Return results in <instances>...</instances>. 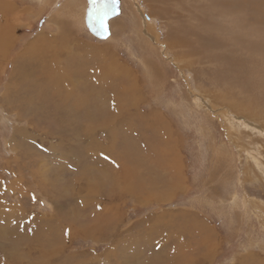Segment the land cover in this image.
Instances as JSON below:
<instances>
[{"label": "rangeland", "instance_id": "374dc122", "mask_svg": "<svg viewBox=\"0 0 264 264\" xmlns=\"http://www.w3.org/2000/svg\"><path fill=\"white\" fill-rule=\"evenodd\" d=\"M1 1L0 264H264V0Z\"/></svg>", "mask_w": 264, "mask_h": 264}, {"label": "bare ground", "instance_id": "6f19581e", "mask_svg": "<svg viewBox=\"0 0 264 264\" xmlns=\"http://www.w3.org/2000/svg\"><path fill=\"white\" fill-rule=\"evenodd\" d=\"M18 1V0H17ZM43 1V0H42ZM49 1V0H48ZM133 0H128V2H130L132 5H133V2H132ZM210 1H212V5L214 6V7H218L221 11H219V13H221V12H227V14H231V12H233V10L235 9V7H238V8H240V9H242V10H246L247 11V9L250 7V6H239L236 2H232V0H226L228 3H225L224 5L225 6H222L220 3H221V1L222 0H210ZM12 2H15V0H13ZM262 2V1H261ZM42 3V2H41ZM263 3V2H262ZM47 4V3H46ZM80 5L79 6H84V3H79ZM123 5H124V3H123ZM128 5V4H127ZM131 5V6H132ZM231 5H233V6H231ZM0 6H13L12 5V3H11V1L10 2H7V1H5V2H2L1 0H0ZM40 6H43V5H40ZM125 6V5H124ZM2 9H3V7H2ZM137 10H138V8H136ZM16 10V9H15ZM5 11V10H4ZM10 12L12 11V12H14V13H17V11H14V10H9ZM235 11V10H234ZM237 11V10H236ZM235 11V12H236ZM245 11V12H246ZM3 12V11H2ZM11 12V13H12ZM90 12V11H89ZM6 13V12H5ZM4 13V14H5ZM218 13V12H217ZM7 14V13H6ZM86 14H88V15H90L89 13H87L86 12ZM86 14H84V16L86 15ZM15 15H17V14H15ZM243 16V15H242ZM15 18V17H14ZM86 19V18H85ZM134 19V18H133ZM182 19V18H181ZM246 19H247V17H246ZM249 19V18H248ZM251 19V18H250ZM207 22H208V20H207ZM253 22V21H252ZM4 24V23H3ZM236 25H238L237 23H236ZM248 25V24H247ZM212 26V25H211ZM150 27V26H149ZM213 27V26H212ZM211 27V28H212ZM237 27H239V26H237ZM241 27V26H240ZM249 27H251V26H249ZM209 28V27H208ZM245 28V27H244ZM243 28V29H244ZM248 28V27H247ZM12 29V28H11ZM188 29V28H187ZM205 29L206 28H204V32L205 33H201V34H199L198 36H197V34H196V32H195V35H194V32L192 31V30H190V33L192 34V35H194L195 36V41L197 42V46H199L198 48H196V46L195 45H193V46H195V48L196 49H199V48H201V49H204L205 51H207V50H212V48H217V49H222V51L223 52H225V53H228L227 51H228V48L230 47V42H232L233 40H231V39H229V38H227L226 39V37H225V35H220V34H212V33H209L208 31H205ZM251 29V28H250ZM186 29H184L183 31H185ZM241 30V29H240ZM255 30V29H254ZM187 31V30H186ZM232 31V30H231ZM239 31V30H238ZM249 31V30H248ZM261 31V30H260ZM4 32V31H3ZM189 32V31H188ZM208 32V33H207ZM183 33V32H182ZM181 33V34H182ZM186 33V32H185ZM187 34H189V33H187ZM190 34V35H191ZM231 34H233V33H231ZM237 34H239V33H237ZM245 34V33H244ZM7 35H12V33L9 31V32H6V33H4V34H2V32L0 31V45H1V42H3V43H5L6 42V38H7ZM177 35V34H176ZM236 35V34H235ZM251 35V34H250ZM175 36V35H174ZM174 36L173 35H170L169 37H168V39H167V42H168V45H169V47H171L170 46V44H169V42H171L172 40H174L173 42H174V44L175 45H177V44H179V43H182V44H184L185 43V41L183 40V39H181L182 41H180L178 38H177V40H178V42H177V40L175 41V39H174ZM245 36H246V34H245ZM248 36V35H247ZM178 37H183L182 35H178ZM52 40V39H51ZM63 41H65L64 42V45H67L68 43H70L71 42V39H62ZM235 40V39H234ZM194 41V42H195ZM204 41H206V42H208L209 44L207 45V44H205V43H203ZM49 42V41H48ZM62 42V41H61ZM235 42H239V41H237V40H235L234 41V43ZM243 42V41H242ZM38 43H43V42H40V41H35V43H33V45H36V46H38ZM72 44V43H71ZM192 44V43H191ZM3 45H5V44H3ZM61 45V47H64L63 46V42H62V44H60ZM76 45V44H75ZM235 48L238 50V51H240V50H242V48H241V46H239L238 44H236L235 43ZM240 45H241V43H240ZM6 46V45H5ZM77 46H79V47H81L82 48V50H85L86 49V46L84 45V44H80V43H78L77 44ZM188 46H191L190 44L188 45ZM60 47V46H59ZM192 48V47H191ZM195 48H192V49H195ZM234 48V49H235ZM240 48V49H239ZM244 48V47H243ZM251 48V50L252 49H255L254 47H252V46H249L248 45V47H245V50H246V52H247V50H249ZM190 49V48H189ZM59 50H61V49H59ZM59 50H58V52H59ZM244 50V51H245ZM262 50H264V46L262 47ZM100 53H99V56H101V62L100 61H98L96 64H98V65H101L102 66V68H104V66H106V71H102V72H100L101 74L99 75H97V76H102V75H104V74H107V73H109V71H108V67L109 68H111V70H113L114 72L112 73L113 75H118V76H121L123 79H120L119 81L122 83V81L123 82H126V84H127V82L129 81V79H131L132 78V75H131V73L129 72V74L128 73H126L125 71H124V69L123 68H121L120 67V65L119 64H117L116 63V61H114V59H112V58H108L107 56H106V53H105V50H103V49H100ZM197 51H199V50H197ZM91 52V51H90ZM191 52V51H190ZM249 52H251V51H249ZM259 52V51H258ZM51 55V56H49L48 57V59H46V56L47 55H49V54ZM196 53V52H195ZM244 53V52H243ZM253 53V52H252ZM257 52H255V54H256ZM45 54H46V56H45ZM231 54V53H230ZM233 54V53H232ZM260 54V53H259ZM224 54H214V56L219 60V61H222L219 65H221V69H223V70H225L226 72H228V74H229V76L228 77H226L225 76V74L224 73H221L222 75H223V77H222V79H224V80H231L234 76H235V73H236V68L234 67L235 66V63H233V61L229 58V57H227V56H223ZM229 55V54H228ZM58 55H57V51H54V50H49V47L46 49V50H42V51H40L39 53H38V55H35V57L33 56V59H35V60H37V61H39V63L42 65V66H44L45 65V61L46 62H48L49 63V65H51V63L53 62V59H57L56 61H58L60 58H58L57 57ZM105 57V58H102V57ZM50 57H51V60H52V62L49 60L50 59ZM247 57H248V55H247ZM70 59H72V57H70ZM100 67V66H99ZM114 67V68H113ZM50 68V70L52 69L51 67H49ZM64 68H65V66H64ZM70 68H73L71 65H70ZM49 70V71H50ZM108 71V72H107ZM98 72V71H97ZM96 72V73H97ZM224 72V71H223ZM258 72V71H257ZM55 73V72H54ZM54 73H52V75L54 74ZM74 74H75V72H74ZM232 75H234V76H232ZM115 80H117V78L115 79ZM128 90L130 91V93L132 92V87H129L128 86ZM130 95H132V94H130ZM115 101H116V99H115ZM118 101H120V100H118ZM114 102V100L112 101V103ZM116 114V113H115ZM115 114H110V115H112V118H116V116H115ZM157 119V118H156ZM158 120V119H157ZM245 120V119H244ZM156 128V127H155ZM262 129V128H261ZM179 163V162H178ZM119 178V177H118ZM123 178H124V176H123Z\"/></svg>", "mask_w": 264, "mask_h": 264}, {"label": "crops", "instance_id": "0c3cea01", "mask_svg": "<svg viewBox=\"0 0 264 264\" xmlns=\"http://www.w3.org/2000/svg\"><path fill=\"white\" fill-rule=\"evenodd\" d=\"M93 3L92 6H116L115 3L112 2V0H91L90 3ZM107 24V22H106Z\"/></svg>", "mask_w": 264, "mask_h": 264}, {"label": "snow or ice", "instance_id": "6c2138e0", "mask_svg": "<svg viewBox=\"0 0 264 264\" xmlns=\"http://www.w3.org/2000/svg\"><path fill=\"white\" fill-rule=\"evenodd\" d=\"M94 2H95V0H94ZM112 2H113V3H116V2H117V0H112Z\"/></svg>", "mask_w": 264, "mask_h": 264}]
</instances>
